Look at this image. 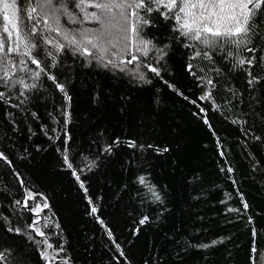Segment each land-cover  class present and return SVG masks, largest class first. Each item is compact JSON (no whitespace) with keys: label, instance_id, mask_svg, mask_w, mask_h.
Wrapping results in <instances>:
<instances>
[{"label":"trees","instance_id":"obj_1","mask_svg":"<svg viewBox=\"0 0 264 264\" xmlns=\"http://www.w3.org/2000/svg\"><path fill=\"white\" fill-rule=\"evenodd\" d=\"M78 2L54 6L80 21ZM44 13L61 26L57 35L41 23L43 36L32 37L45 72L13 54L11 79L0 80V152L11 161L0 160V264H264V41L253 37L254 52L213 50L174 31L166 9L140 10L147 55L121 39L122 51L99 60L80 36L99 25ZM64 33L92 55L74 52Z\"/></svg>","mask_w":264,"mask_h":264},{"label":"snow or ice","instance_id":"obj_2","mask_svg":"<svg viewBox=\"0 0 264 264\" xmlns=\"http://www.w3.org/2000/svg\"><path fill=\"white\" fill-rule=\"evenodd\" d=\"M56 2L57 0H0L3 20L0 23V73H3V75H0V80L4 81L5 85L11 79L10 70L13 67L11 57L13 54L27 57L41 72H45V67H42L41 61L32 55L33 51L41 47L32 37L43 36V31H55L57 35H60L61 26L59 23L60 17L56 16L55 27H53L49 23L47 13L41 15L44 9L51 10L52 15H55L56 12L69 15L71 23L94 22L99 25L98 29H83L80 33L84 43L91 45L93 49H97L100 53L95 57L99 60L104 59L103 53L107 51V48L103 46L104 42L119 51L118 44L121 39L135 40L136 51L147 55L149 42L140 38V31L142 30L141 25L149 23V20L140 15V10L151 13L154 10L159 11L161 8L166 9L167 13H171L172 16L162 13L165 15V19H175L176 26L173 30L178 31L182 37L200 43L205 48L223 51L226 46L231 45L237 49L243 46L248 52H254V47H247L252 43L253 37L259 36L264 41V35L256 32V29L264 24V0H79L76 7L80 8L84 16V19L80 21L67 11L65 5L56 8L54 6ZM89 8L96 9V11L88 12L87 9ZM29 21L31 23H28ZM41 23L44 29L38 32L37 29ZM127 25H131V36L126 34L129 32ZM90 31L99 32V35L89 37L88 33ZM63 38L67 40L68 46L74 52H80L82 55H92L75 36L69 37L68 33H64ZM44 42L45 44H52L46 37H44ZM189 46L185 45V47ZM54 47L59 52L65 45L55 44ZM127 50L128 47L125 45V51ZM45 51L47 55L52 56L55 60L51 52ZM197 55H200V53L198 52ZM203 55L211 59L208 52H204ZM231 55L233 53L229 50L228 56ZM132 59L135 60L136 57L133 56ZM260 59L264 61V57ZM254 60H256L255 56L251 59L239 58L237 64L239 66L245 64L252 66ZM15 66L21 71L27 67L23 58ZM191 68L192 66L189 65V70ZM150 71L156 73V75L160 74L159 70L154 67L150 68ZM39 75V72L34 73L35 78H39ZM249 75L252 76V73L249 72ZM139 78L141 80L145 79L143 74H140ZM48 79L53 81L57 89L64 91L63 86L56 81L54 75H49ZM258 81L259 77L253 76L249 83L252 84ZM19 82L22 83V80ZM208 83H211V81L209 80ZM3 95V93H0V97H3ZM130 146L134 145L130 143ZM105 150L110 151L111 146L106 147ZM0 160L11 164V161L3 152H0ZM65 163L70 168L72 167L67 155H65ZM73 174L75 175V173ZM140 180L143 183L142 177ZM81 187H83V184ZM29 198H32L31 193H29ZM157 199H159L158 196ZM17 203H20V201H17ZM43 207H47V204L45 203ZM247 207L248 205L244 204V208ZM30 210L38 216L42 211V207L37 204ZM95 211L96 208L93 207L92 212ZM143 222L141 220V223ZM37 223V220H33L32 225H29V227ZM33 230L37 235L43 236L39 228H33ZM109 236H111V232H109ZM45 243L47 242L45 241ZM204 247H207V245H204ZM48 248H52V245L48 244ZM42 256L46 260H53L55 253L49 255L47 252H42Z\"/></svg>","mask_w":264,"mask_h":264},{"label":"rangeland","instance_id":"obj_3","mask_svg":"<svg viewBox=\"0 0 264 264\" xmlns=\"http://www.w3.org/2000/svg\"><path fill=\"white\" fill-rule=\"evenodd\" d=\"M97 29V28H96ZM92 33H94V32H92ZM96 34L95 35H99V32H95ZM131 35V34H130ZM129 35V36H130ZM128 41V43H130L129 42V40H127ZM131 45H133V43L131 42ZM135 46V45H134ZM118 47H119V51L117 50V48H113L111 45H107V47L106 48H109L110 50H112V51H114L116 54H118L120 51H122V49H123V47H122V45H121V43H119L118 44ZM118 52V53H117ZM127 60H129V59H127Z\"/></svg>","mask_w":264,"mask_h":264}]
</instances>
